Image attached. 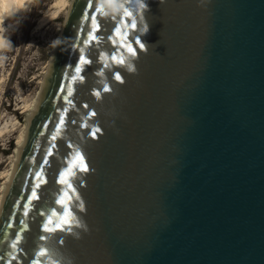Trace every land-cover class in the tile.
Returning <instances> with one entry per match:
<instances>
[{
    "label": "water",
    "instance_id": "water-1",
    "mask_svg": "<svg viewBox=\"0 0 264 264\" xmlns=\"http://www.w3.org/2000/svg\"><path fill=\"white\" fill-rule=\"evenodd\" d=\"M81 50L92 62L72 82ZM69 143L88 166L75 222L46 233ZM37 262L264 264V0H73L0 204V264Z\"/></svg>",
    "mask_w": 264,
    "mask_h": 264
},
{
    "label": "rangeland",
    "instance_id": "rangeland-1",
    "mask_svg": "<svg viewBox=\"0 0 264 264\" xmlns=\"http://www.w3.org/2000/svg\"><path fill=\"white\" fill-rule=\"evenodd\" d=\"M62 1L36 0L31 11L12 24L16 35L5 53L0 55V134L8 135L0 142V204L4 176L11 171L16 161V144L25 125L26 115H22V110L15 112L14 109L22 108L25 104L31 106L39 96L71 7L62 5L60 9L59 3L57 12L61 20L37 33L39 20L54 4ZM72 1L69 0V3ZM22 99L25 104L19 103ZM13 130L17 132L11 139L8 132ZM6 148L9 149L7 153ZM2 162L5 163L1 165Z\"/></svg>",
    "mask_w": 264,
    "mask_h": 264
},
{
    "label": "snow or ice",
    "instance_id": "snow-or-ice-1",
    "mask_svg": "<svg viewBox=\"0 0 264 264\" xmlns=\"http://www.w3.org/2000/svg\"><path fill=\"white\" fill-rule=\"evenodd\" d=\"M90 7H92V5H89ZM97 11H102V9L98 8L96 9ZM126 15H130L128 13H126ZM85 20H90L91 25H92V32H95L98 30L99 28V24L97 22V17L96 16H88L85 15ZM117 33L120 32V29H116ZM96 40V36L92 35L91 32L89 33L88 39L85 41V44H88L91 41H95ZM138 43V42H137ZM143 46L142 44L140 45V47ZM127 52L131 54V56H135L136 55V51L132 46H128L127 47ZM108 59L105 56H101L100 60L104 61ZM111 60H113L115 63L118 64H124L125 60L123 58L117 59V57L112 56ZM92 61L87 58L84 54H83V50H81V55L79 56V60L78 63L75 65L74 67V75L71 76V81L72 82H76V81H83L84 80V76L82 75V68L85 65L90 64ZM104 67L107 68L109 67V65L107 63L104 64ZM99 75H103V71H101L100 73H98ZM114 78L116 81H120L122 82V77L119 73H116L114 75ZM111 89L108 87H103V92H109ZM60 92L63 94L62 98L64 99V101L68 104H71L72 101L70 99V97L73 96V92L74 89L72 87V84L69 83L65 86H62L60 89ZM101 91H95L93 92V95L96 98H100L101 97ZM85 108H88L89 106L87 104L84 105ZM68 111L67 108L63 109L61 111L58 123L56 125V128L53 132V134H51V138H50V146L47 149L44 159L41 162L40 171H37L34 176H35V180L37 181L34 186L31 188V194L28 197V204H31L34 200H38L39 199V195H38V189L41 188L42 185L46 184L47 181L44 178V174H43V168L48 165L49 163V158L52 157L54 155V149L57 148V145L55 143V141L57 140V138L60 136V132L61 130L65 127L66 124V118H65V113ZM91 116H95L96 113L95 112H91L90 113ZM45 128H47V125L44 126ZM82 127H87V124H82ZM99 132V129H92L90 131V135H92L93 137H95L97 135V133ZM43 135V133H41ZM68 147L70 149H72V155L70 156L69 159H67L66 161V167L64 169H62L61 171H59L58 175H57V183L61 186V195H59V197L57 198V200L55 201V203L57 205L60 206V208L62 209V211L58 212L56 209H53L52 212L49 214L47 221L43 224V231L44 232H52L56 229H60L64 226L69 225L70 223V217L71 214L68 210V201L72 200L73 198H75V200L79 201V197L75 196L76 193V189L74 187V180L75 177L77 175V172H86L88 171V166L85 163V157L81 154L80 149L79 148H74L73 145L71 143H69ZM72 193V195L70 196L69 193ZM79 207H83L82 203L79 204ZM25 215H27V211H25ZM42 216H44V213H41ZM53 217H57L58 220L57 222L54 223L53 221ZM71 222H75L74 217H71ZM54 224V227L51 226ZM65 230H71L70 228H66ZM40 239L43 241L45 239H47L46 236H41ZM20 240V236L17 235L16 237V242L18 243ZM13 248L16 247V243H13L12 245ZM39 255L41 257L46 255V252L44 250H41L39 252ZM38 264V262H37Z\"/></svg>",
    "mask_w": 264,
    "mask_h": 264
},
{
    "label": "bare ground",
    "instance_id": "bare-ground-1",
    "mask_svg": "<svg viewBox=\"0 0 264 264\" xmlns=\"http://www.w3.org/2000/svg\"><path fill=\"white\" fill-rule=\"evenodd\" d=\"M35 1L36 0H0V55H2L3 52L5 53V50H7V48L11 45L12 40L16 35V32H14L12 29V24L14 23V21L18 20V18H20V16L27 15L31 11ZM59 3H60V9H62V5H64V7H66V8H68L69 5L71 7L73 1L71 4L69 3V0H63L62 2H57L56 4H54L50 8V11L48 13H46V15L44 17L40 18L39 24L37 27V33L42 32V30L45 27H47L48 25H50L51 23H54V22L61 20V16H59V12H57L59 10ZM54 10H56V12L52 13V11H54ZM52 59H53V56H52ZM51 62H52V60H51ZM51 62H50V65H51ZM39 95H40V93H39ZM38 98H39V96L36 98V100L34 101V103L31 106H27L22 99V100H20L19 103H21V104L24 103L25 104L24 107L19 108V109L18 108L14 109L15 112L17 110L18 111L22 110V115H26L25 123H24L25 125L23 126L22 133H21L20 137L18 138V141L16 144V161L18 158V148L21 145H23V142H24V139L26 136L27 120L32 115L33 111L35 110ZM10 112H11V110H10ZM16 132L17 131H14V130L11 132H8L11 139H13ZM6 136H8V135L0 134V142H3V139ZM8 151H9V149L6 148L5 152L7 153ZM16 161L14 162L13 168L16 164ZM4 163L5 162H2L1 165H3ZM13 168L11 169V171L8 172V174L6 176H4L5 182L3 184V192H2L3 196H4L5 185L8 183V181L10 179V175H11Z\"/></svg>",
    "mask_w": 264,
    "mask_h": 264
},
{
    "label": "clouds",
    "instance_id": "clouds-1",
    "mask_svg": "<svg viewBox=\"0 0 264 264\" xmlns=\"http://www.w3.org/2000/svg\"><path fill=\"white\" fill-rule=\"evenodd\" d=\"M129 70L131 71V70H133V69L130 67V69H129Z\"/></svg>",
    "mask_w": 264,
    "mask_h": 264
}]
</instances>
